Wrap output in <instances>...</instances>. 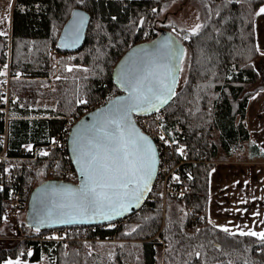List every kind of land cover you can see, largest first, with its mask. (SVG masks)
Wrapping results in <instances>:
<instances>
[{
  "label": "trees",
  "instance_id": "obj_1",
  "mask_svg": "<svg viewBox=\"0 0 264 264\" xmlns=\"http://www.w3.org/2000/svg\"><path fill=\"white\" fill-rule=\"evenodd\" d=\"M170 0H13L10 35H0V61L9 44L11 69L29 79H15L10 92L17 99L8 126L7 154L17 156L21 144H44L62 133L66 117L79 108V100L90 110L120 92L112 78L113 68L132 45L153 39L160 29L172 32L168 24L158 25L155 16ZM209 17L194 33L176 37L189 56L187 77L165 106L167 123L178 143L187 149L185 175L191 192L184 198H169L164 207L151 190L137 212L116 220V228L99 230L100 237L115 235L114 242H85L65 249L63 242L17 239L2 229L1 214L6 203L0 190V264L7 258L38 261L49 254L52 264H264V242L258 237L225 232L206 217L209 173L215 161L228 160L243 142L250 141L246 108L250 96L264 89L255 69L259 51L255 44L254 19L264 0H204ZM74 7L85 9L90 20L82 46L60 50L59 90L42 92L43 77L53 71L50 46L56 45L60 30ZM254 64V65H253ZM35 77H40L35 80ZM42 78V79H41ZM252 87V88H251ZM53 97L55 108L47 117H26L27 105L38 97ZM85 111H80L78 119ZM4 122L0 117V132ZM27 168L14 162L18 188L26 198L38 184L50 178L48 168L60 169L69 158L51 147ZM54 159H59L53 164ZM207 161V163H205ZM42 182V181H41ZM151 197V199H148ZM201 214L190 222L191 214ZM26 207L19 214L26 236L47 233L25 224ZM163 218V219H162ZM62 229V228H60ZM167 245L161 250V242ZM31 248L30 252L27 250Z\"/></svg>",
  "mask_w": 264,
  "mask_h": 264
},
{
  "label": "water",
  "instance_id": "obj_2",
  "mask_svg": "<svg viewBox=\"0 0 264 264\" xmlns=\"http://www.w3.org/2000/svg\"><path fill=\"white\" fill-rule=\"evenodd\" d=\"M89 20L90 15L85 9L74 7L60 30L56 41L57 48L63 51L78 50L85 40ZM184 52L183 44L171 31L160 29L153 39L136 43L121 55L112 71L113 81L120 89V92L83 113L73 122L69 129L67 151L71 164L77 173V181L71 182L58 178H48L32 187L27 198L25 216V224L30 229L47 230L75 225H97L128 217L138 211L147 200L152 189L159 155L155 141L139 127L135 120V115L151 114L157 109L164 108L173 99L179 82V71ZM168 68H172L173 71L169 73ZM149 74L158 76L171 86V92L164 97L167 102L163 105L155 102L156 106L148 110L139 108L129 110L132 103L130 97L133 94V85L138 79H142ZM118 109L128 111L125 121V133H130L135 137H145L144 143L150 146L155 153L151 179L146 187L143 185V180H140V185L144 188L142 195H140L139 200L134 196H129L125 201L127 211L120 209L122 212L120 215L107 212L112 217L108 220L99 214L95 216L75 215L73 217H65L76 220L77 222L75 223L56 222L59 214L62 211H66V209L61 208V205L68 203V194L70 192H78L86 179L81 173L85 164L81 156L82 146L88 139L98 133L106 120Z\"/></svg>",
  "mask_w": 264,
  "mask_h": 264
},
{
  "label": "built area",
  "instance_id": "obj_3",
  "mask_svg": "<svg viewBox=\"0 0 264 264\" xmlns=\"http://www.w3.org/2000/svg\"><path fill=\"white\" fill-rule=\"evenodd\" d=\"M9 67L10 64L7 63L8 72L0 80V117L4 122L3 130L0 132V190L4 188L6 190L5 195H3L6 206L1 214L2 221L13 224L18 230V239L33 240L38 243L43 241L63 242L65 249L70 247L71 243L77 249L81 243L85 242L117 241L118 239L113 234L106 235L105 237H100L98 234H95L96 229L105 230L116 228L118 224L116 220L97 225H75L62 227V229L55 228L47 233H37L31 236H26L21 232L19 214L26 207L27 198L25 190L22 187H16L18 179L14 173V162L19 161L25 167L33 168L34 162L42 156L41 153H45L51 147L57 148L65 158H69L67 136L75 120L66 121L62 133L57 134L47 143H23L19 148L17 156L8 155V124L12 118L9 115V109L10 104L14 101V97L10 92V83L15 78L13 75L15 73H11ZM87 111L85 110V112ZM135 120L139 127L153 138L158 150V167L151 190L160 197L164 212L165 204L169 198L181 199L191 192V186L185 179V175L188 174L186 165L188 163H195L196 160L188 158L186 147L179 144L177 138L173 135L172 129L169 128V124L167 123V110L165 107L148 115H135ZM58 162L59 159H54L53 164H57ZM47 170L50 178H58L71 182L77 181V173L74 167H71L68 162H65L60 169L50 167ZM148 199H151V197ZM200 216L201 214L199 213H193L189 216V220L190 222L197 221ZM62 230H64V234L60 235L59 233ZM155 236L158 237L157 234ZM161 242L164 243L162 240Z\"/></svg>",
  "mask_w": 264,
  "mask_h": 264
},
{
  "label": "snow or ice",
  "instance_id": "obj_4",
  "mask_svg": "<svg viewBox=\"0 0 264 264\" xmlns=\"http://www.w3.org/2000/svg\"><path fill=\"white\" fill-rule=\"evenodd\" d=\"M260 14H264V6L259 8L257 15ZM199 27L200 25H197V29ZM0 35L5 33L0 32ZM172 71V68H168L169 73ZM169 92H171V86L165 80L154 74L146 75L133 85L129 110L138 108L148 110L156 106L155 102L163 105L167 102L164 97ZM127 115V110H116L98 133L82 146L81 156L85 164L81 173L86 179L78 192L68 194V203L61 205V208L66 211L59 214L56 222L75 223L76 220L65 217L98 214L108 220L112 217L107 212L120 215L122 214L120 209L127 211L125 201L129 196L139 200L144 190L140 180H143V185L146 187L153 172L155 153L144 143L145 137H135L125 133ZM41 154L47 155V153ZM223 231L229 232V229L223 227ZM231 234L235 235L234 232ZM240 235L258 237L264 242V230L241 231ZM8 264L13 262L9 261Z\"/></svg>",
  "mask_w": 264,
  "mask_h": 264
},
{
  "label": "crops",
  "instance_id": "obj_5",
  "mask_svg": "<svg viewBox=\"0 0 264 264\" xmlns=\"http://www.w3.org/2000/svg\"><path fill=\"white\" fill-rule=\"evenodd\" d=\"M12 5L13 0L4 22L0 21V29L5 35L11 32ZM257 12L254 32L259 56L254 64L259 76L264 77V14L257 15ZM246 124L250 134L247 151L241 153L239 147L228 160L215 161L208 181L207 220L215 227L221 230L227 227L228 233L235 234L264 230V89L250 96ZM26 143L32 142L29 139Z\"/></svg>",
  "mask_w": 264,
  "mask_h": 264
},
{
  "label": "rangeland",
  "instance_id": "obj_6",
  "mask_svg": "<svg viewBox=\"0 0 264 264\" xmlns=\"http://www.w3.org/2000/svg\"><path fill=\"white\" fill-rule=\"evenodd\" d=\"M10 2L11 0H0V21L4 22V19L7 17V10L10 9ZM209 17L208 8L206 6V3L204 0H170L169 2L165 3L159 10L158 14L155 16V22L160 24H168L171 26L172 33L176 36H180L184 31L189 33L197 32L202 25L205 23V21ZM197 25H200V27L197 29ZM195 30V31H194ZM0 31H4L3 29H0ZM159 33V32H158ZM1 45V43H0ZM48 55L52 58L53 63V71L50 73V75L43 77V79L46 80L45 84L43 85L42 92H53L56 93L59 90V57H60V51L57 48V45L50 46L48 50ZM11 59V53L9 44L6 51V56L3 60L0 61V80L2 79V76L8 72L7 63L10 64ZM188 64H189V56L188 53L184 52L183 59L181 61L180 71H179V82L178 86L181 85V83L185 80L187 77L188 72ZM254 65V64H253ZM9 71L15 76L12 80L15 79H29L31 77L24 76L19 69L12 70L11 64L9 67ZM40 77H35V80L39 79ZM42 79V78H41ZM11 80V81H12ZM260 84H264V77L259 76V82L254 84L252 87H256ZM177 86V88H178ZM251 87V88H252ZM14 101L10 104L9 109V115L13 118V116H18V113H14L12 111V108L15 110L17 99L13 95ZM56 99L53 97H38L34 102L27 105L25 108L27 110L26 116H33L36 118H42L43 116L47 117L51 111L55 108ZM37 105V106H36ZM78 105L79 108H76L74 113L66 117V121H73L76 120L79 112L85 111L88 108H90L91 105H87L84 100H79ZM249 143L243 142L240 147V152H246L248 149ZM237 150V149H236ZM240 153V154H241ZM207 163V161H205ZM44 176L42 173H39L37 177V181H43L42 179ZM39 182V183H40ZM164 216V212L162 213V217ZM163 219V218H162ZM119 223L117 224V226ZM2 229L5 231V234L7 237L5 239H11L12 237L8 235H15L18 234V230L13 226L11 222L5 223L4 227ZM64 230L60 231V235L64 234ZM19 237V235H18ZM161 242V238L154 236ZM17 238V237H16ZM18 239V238H17ZM21 240V239H20ZM164 243L161 242V250L164 249V247L167 245V243L162 240ZM107 242V241H105ZM103 243V242H102ZM30 252V250H27ZM9 261H12L13 264H16V262H19V264H52L51 257L49 254L43 256L38 261H29L27 259H21V258H7L2 261V264H8Z\"/></svg>",
  "mask_w": 264,
  "mask_h": 264
}]
</instances>
